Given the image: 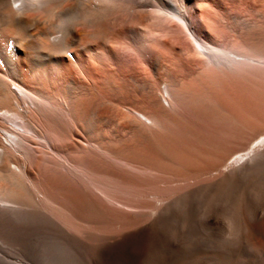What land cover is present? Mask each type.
I'll use <instances>...</instances> for the list:
<instances>
[{
    "label": "bare ground",
    "instance_id": "1",
    "mask_svg": "<svg viewBox=\"0 0 264 264\" xmlns=\"http://www.w3.org/2000/svg\"><path fill=\"white\" fill-rule=\"evenodd\" d=\"M198 4V0H0V248H5L14 255L11 257L17 259V261H13L1 253L0 264H28V262L29 264H106V256L112 249L108 250V248L113 242L109 244L111 240H108L107 234H102L98 241H95L98 243L95 244L92 241V243L94 242L93 246L98 249L96 256L91 258L89 253L91 251L88 249V255L92 260L86 259L88 255L87 250L84 249L91 245L89 240L93 234L91 235L89 229L92 228L87 227L89 221L79 218L83 216L76 213L74 200L77 196L83 195L92 198L91 200H99L100 204L105 205L103 203L105 201L91 190L98 156L91 150L92 148L89 150V146L85 147L84 143L88 142L89 145H93L98 151L104 153L112 152V149L108 148L101 138L99 139L98 132L90 126V123L86 127L83 126V132L87 134V141L81 136H76L78 142L73 144L74 147L69 146L70 140L75 142L73 136L76 133L74 134L75 130L73 129H71L73 131L67 130L66 123L62 124L61 122L63 120L67 122V119L71 123L79 125L81 121L87 120L84 118V114L75 112L78 97L83 92L88 94L102 90L107 93L115 88L114 85L123 87L127 80L138 83L141 79L139 80L140 74L136 73L140 68L141 71L144 68L142 69V66L138 64V69L134 71L133 65L129 67L128 65L131 63L127 65L124 58L135 55L140 61L148 54H146L148 47L156 46L158 39L155 38V35L158 33L155 32L156 29H153L156 28L154 25L156 26L159 21H164L166 17H169L168 15L176 16L186 24L192 18L191 8ZM150 7L164 10L166 16H159V13L149 10ZM146 19H153L149 25L152 35L150 34L147 43H143L141 40L142 22ZM157 37L161 36L157 35ZM123 41L132 43V47L124 49L125 45L119 44ZM128 45L130 44L128 43ZM181 45L178 47L179 53L184 55L186 50ZM159 46L161 48V45ZM199 46L209 56L210 61L218 66H231L240 60V54L207 41L199 42ZM161 50H154V54L150 51L152 56L149 55L153 74L159 76L167 71H173L167 67V61L166 65L164 64L168 55L166 51ZM176 51L174 50V52ZM171 57H173V53H171ZM242 58L245 57L242 56ZM246 58L254 59L250 56H246ZM50 79L54 80L53 87L46 84ZM234 82L232 79L230 84L234 86L237 83ZM239 83V86L236 85L240 91L238 88H234L236 85L234 87L228 85L229 87L225 90L230 88V91L228 90L230 93L226 91L227 96L224 95V100L229 101L233 110L243 116L246 121L251 122L263 118L264 89L249 86L243 82ZM138 84L141 85L140 82ZM232 88L237 92L231 93ZM51 89L54 90L52 95L50 94ZM172 96L168 83L164 82L163 97L168 103L166 104L164 100L157 102L158 110L161 108L162 110L173 109ZM57 97L63 98V100L59 103ZM159 111L155 115L151 114L152 116L145 112H139L138 116L148 126L154 127L160 123L161 118L167 117L163 111L160 113ZM131 112L127 109L125 115L129 117ZM212 124L214 125L213 121L210 125ZM229 126L227 127L229 128ZM134 127L137 131V126L134 125ZM205 127L210 128L211 126L207 123ZM139 128L142 127L139 125ZM209 128L206 130L211 133V129L214 128L213 126ZM225 128L222 126L213 130L215 136L213 137L217 140L211 137L213 133L210 134L206 131L207 136L211 137L208 140L212 139L215 140L214 142H218L231 137L233 134V132H229L231 127L228 130ZM48 142H50V146L49 144L47 146ZM214 142L213 144H216L218 149L220 141ZM209 168V170L197 172L193 176L186 174L184 178L182 177L183 180L181 177L180 179L185 182V185L197 177L211 176L214 171H221L222 173H220L225 177L222 179L232 184L239 182L240 185V181L247 180L251 175L259 171L260 173L264 172L262 171L264 168V131L258 133L243 149L235 151L213 168ZM150 169L151 172L156 170L157 173L162 170L155 166ZM163 172L165 173V171ZM152 175L156 176V174ZM200 182L202 183L200 180L197 184ZM243 183L244 181L241 185ZM211 184L209 183V187L215 188L213 182ZM188 185L185 187L196 188L192 183ZM161 186L158 185L156 188L162 191L166 190L164 193L166 196L176 191L178 187L166 186L164 188ZM209 187L206 188L210 189ZM222 188L224 189V187ZM179 189L180 187L177 190ZM171 200L167 196L160 202L158 201V206L153 207V210L148 213L149 217H164V212L169 213L166 211L167 207L169 205V208L172 207V203H169ZM261 215L262 210L259 209L255 216L260 217ZM59 217L64 218L61 220ZM165 217H168V214ZM153 220L159 222L157 219ZM91 223L89 226H93ZM160 223L164 225L162 220ZM139 230L141 229L139 228ZM153 230L154 227L151 225L141 232L143 235L155 234ZM125 233L126 236L122 233L124 236L121 235L122 239L120 238V240L124 241L129 238L127 235L130 232ZM134 233L136 232L134 231ZM157 234L158 232H156L155 238H152L156 240ZM116 239L113 237V240L116 241L113 244L116 245L114 249L118 250L120 246L117 247V244L120 240ZM150 241L151 237L148 242H145L149 244L147 247L150 246V243L154 244ZM125 247L119 250H123ZM150 248L152 246L149 247V250H151ZM116 250L115 253H117ZM85 251L86 256L83 255ZM123 252L126 253L125 250ZM121 255L123 254L121 253ZM128 256L131 257L129 252ZM128 256L125 255L127 260L130 258ZM131 259L129 260L132 261ZM119 260L122 263V259ZM120 263L118 262V264ZM131 263L135 264V262Z\"/></svg>",
    "mask_w": 264,
    "mask_h": 264
},
{
    "label": "rangeland",
    "instance_id": "2",
    "mask_svg": "<svg viewBox=\"0 0 264 264\" xmlns=\"http://www.w3.org/2000/svg\"><path fill=\"white\" fill-rule=\"evenodd\" d=\"M198 3V6L191 8L192 18L190 22H187L188 24L176 16L168 15L165 22L159 21L158 25H154L156 28L153 29H156L155 32L158 33L155 35L158 39L156 46L148 47L149 49L146 50L148 54L140 61L135 55H133L134 58L130 55H127L129 58H124L127 65L131 63L129 67L133 65L134 71L138 69V64L142 66V69L144 68L142 71L140 68L136 73L140 74L139 80H141L138 81L141 85L138 84L139 82L127 80L123 87L114 85L115 88L107 93L102 90L88 94L83 92L78 97L75 112L84 114L87 120L81 121L79 125L77 124L78 126L67 119V122L64 120L61 122L66 123L67 130H75L74 134H76L73 136L75 142L70 140L72 144L68 143L69 146L74 147L73 144L78 142L76 136H81L87 141L83 126L86 127L90 123V126L98 132L99 139L101 138L106 146L112 149V152L104 153L98 151L93 145H89L88 142L84 143L85 147L89 146V150L92 148L91 150L98 156L91 190L105 201L103 202L105 205L100 204L99 200H91L92 198L83 195L73 199L76 213L83 216L79 218L89 221L87 227L94 229H89L91 235L93 234L89 240L91 245L84 249L87 250V255L88 249L91 251L89 252L91 258L98 252L93 243L98 241L99 236L106 233L108 240H111L110 244V242L116 243L113 237L120 240L126 234L125 232H130L127 235L128 241L124 239L118 242L117 247L120 246L118 250L114 249L115 243L109 245L108 250L112 249L106 256V264H118L120 258L122 259L120 264L131 262L135 264H264V172H262L263 175L260 171L251 175V179L243 180V185H241L243 181H240V185L239 182L232 184L225 181L222 179L225 177L221 171H214L211 176L197 177L185 185V182H182L186 174L193 176L197 172L209 170V167L213 168L227 156L243 149L258 133L264 131V116L253 120L254 123L246 121L243 116L233 110L229 101L224 100V95L230 88L225 89L229 86L234 87L236 84L240 85L239 82L264 89V0H198ZM156 8L158 7H150L149 10L159 13V16H166L164 10ZM151 20L153 19L142 22L143 43H147L152 35L149 28ZM202 41L234 51L240 54V60L231 66H218L212 63L209 56L202 51L199 46V42ZM123 42L119 44L127 46L126 48L124 46V49L132 47V43L128 42L130 44L128 45ZM180 45L185 47L184 55L179 53ZM153 49L167 52L168 57L164 64L166 65L167 61V67L173 71L165 72L166 77L164 74L162 76L153 74L149 63L150 56L155 52ZM150 51L153 53L151 54ZM246 56L254 57V59H248ZM232 79L233 82H237H234L236 83L234 86L230 84ZM53 81L48 80L47 86L53 87ZM164 82L168 83L170 93L173 95L174 107L170 108L171 110L161 108L159 111L157 102L162 100L165 102ZM237 85L235 89L238 88L239 85ZM224 90L225 93H223ZM53 92L54 90L51 89L50 94L52 95ZM233 92L237 90H231V93ZM56 99L59 103L63 100L59 97ZM127 109L132 111L129 117L125 115ZM158 111L159 113L163 111L167 117L161 118V121L158 119L160 123L154 127L148 126L138 116L139 112L155 115ZM133 112L135 115L132 114ZM212 121L214 125H210ZM207 123L214 129L222 126H225L227 130L230 127L233 128L229 130L233 132L232 136L225 138L228 141L225 139L219 140L221 143L218 141L220 149L213 144L217 140L214 138V129H211L213 133L211 137L214 136L215 140L211 139L212 143L208 140L206 131L209 133L210 131L206 130L209 128L205 127ZM134 125L137 126V131ZM139 125L142 128H139ZM228 125H230L229 128ZM48 144L50 146V142L47 146ZM153 166L161 168L165 173L161 169L160 173L156 170L151 172L150 168ZM206 176L210 177L207 179ZM180 177H183L182 180ZM196 180H201L202 183L197 184L199 181L196 182ZM212 182L215 188L209 187V183ZM190 183L196 188L193 186L188 188ZM206 184L210 189L206 188ZM223 184L227 187L231 184V188L229 186L226 189L227 187ZM158 185L164 188L166 186L180 187L179 190L177 187L176 191L167 195L173 200L169 202L172 203V207L169 208V205L166 210L169 213L164 212L165 216L168 214V217L163 215L162 218H156L148 215L153 207L158 206V201L167 197L164 194L166 190H159L156 188ZM186 185H188L187 188ZM200 185L206 187L202 188ZM245 190H248V193ZM149 201H151L150 204ZM259 209L262 210V215L256 217L255 213ZM63 218L60 219L63 220ZM153 219H159V222ZM161 220L164 225L160 223ZM90 222L94 228L89 226ZM149 224L154 227L155 234L143 235L141 230L144 231L145 228L150 227ZM155 231L158 232L156 240L153 239L156 235ZM150 237V242L154 243L149 242L152 246L151 250H149L150 246L147 247L149 244L145 243L150 240ZM124 246H126L123 248L125 254L123 250H119ZM6 251L8 250L0 248V254L17 261L16 258L11 257L14 256L13 254ZM141 251L144 253L142 254ZM128 252L131 257L128 256ZM84 254L86 256V251L83 252ZM125 255L130 257L129 259L133 258L132 261L127 260ZM90 257L88 255L86 259H91ZM128 261L129 263H126Z\"/></svg>",
    "mask_w": 264,
    "mask_h": 264
}]
</instances>
